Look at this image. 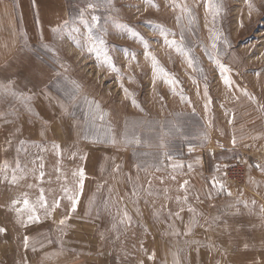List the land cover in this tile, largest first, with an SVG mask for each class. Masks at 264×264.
Listing matches in <instances>:
<instances>
[{"label": "rangeland", "instance_id": "1", "mask_svg": "<svg viewBox=\"0 0 264 264\" xmlns=\"http://www.w3.org/2000/svg\"><path fill=\"white\" fill-rule=\"evenodd\" d=\"M66 4L0 66V264H264V0Z\"/></svg>", "mask_w": 264, "mask_h": 264}, {"label": "crops", "instance_id": "2", "mask_svg": "<svg viewBox=\"0 0 264 264\" xmlns=\"http://www.w3.org/2000/svg\"><path fill=\"white\" fill-rule=\"evenodd\" d=\"M68 11L66 0H0V66L12 58L11 48L13 49L19 43L17 39L20 36L16 35L15 21L22 19L27 24L29 21L34 22L35 28L28 29L26 36L47 40L51 29L60 26L67 18ZM7 31L10 34L7 35ZM4 150L0 146V160L3 159L1 152L3 153ZM254 187L263 189L264 177H260V182H257ZM231 199L236 201V198Z\"/></svg>", "mask_w": 264, "mask_h": 264}, {"label": "snow or ice", "instance_id": "3", "mask_svg": "<svg viewBox=\"0 0 264 264\" xmlns=\"http://www.w3.org/2000/svg\"><path fill=\"white\" fill-rule=\"evenodd\" d=\"M210 4H211V0H210ZM211 6H212L213 9H214V13H215L216 11H218V10L216 9L215 5H211ZM89 7H91V5H89ZM249 7H250V8L252 7L251 4L249 5ZM185 10H187V9H185ZM92 19H93V20H96V19H98V18L95 17V16H93ZM182 38H183V36H182ZM216 39H217V37H214V38H213V47H216V43H215V40H216ZM169 44H170V45H176V41H175V40L170 41ZM177 50L180 51L181 48H180V47H177ZM153 61H154V63H155V57H153ZM188 63H189V66H192L193 63H194L193 59L190 58L189 61H188ZM224 71H227V70L224 69ZM224 82H225V84L230 83V81H229V79H228L227 77H224ZM168 83H169V84H175L176 81H175V80H169ZM205 91H207V89H205ZM133 103L135 104V101H134V100H133ZM233 143H235V141H233ZM82 175H83V172H82V170H81V176H82ZM41 176H43V173H41ZM15 180H16V177L13 176V182H15ZM82 183H83V181L81 180V185H82ZM185 183H187V182H185ZM182 187H183V185H182ZM68 199L72 200V209H71V210H72V211H75L76 203H77V199H74L72 196H69ZM40 201L42 202V203H41V207H45V205H46V201L44 200V196H43V194H41V196H40ZM14 203H15V201H14ZM24 204H25V206H29V202H28L27 199H25ZM58 206H59V201H56V202L54 203L53 207H58ZM34 211H35V209H33V212H34ZM177 215H178V214H177ZM34 219H38V217H36V216H34V215H33V216H29V220H34ZM61 223H64V221L61 220ZM3 231H6V230L3 229V228H0V232H3ZM188 231H191V229L189 228ZM186 234H187V233H186ZM27 241H28V238L26 237V238H25V246H27Z\"/></svg>", "mask_w": 264, "mask_h": 264}, {"label": "built area", "instance_id": "4", "mask_svg": "<svg viewBox=\"0 0 264 264\" xmlns=\"http://www.w3.org/2000/svg\"><path fill=\"white\" fill-rule=\"evenodd\" d=\"M231 179L234 181V180H236V179H237V176H235V175H232Z\"/></svg>", "mask_w": 264, "mask_h": 264}, {"label": "bare ground", "instance_id": "5", "mask_svg": "<svg viewBox=\"0 0 264 264\" xmlns=\"http://www.w3.org/2000/svg\"><path fill=\"white\" fill-rule=\"evenodd\" d=\"M66 247V246H65ZM245 251V250H244ZM38 257V256H37ZM36 264H37V262H36Z\"/></svg>", "mask_w": 264, "mask_h": 264}]
</instances>
